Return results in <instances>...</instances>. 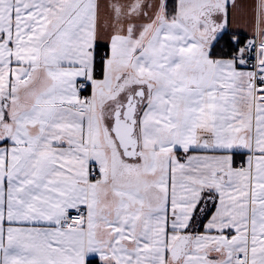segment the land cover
Segmentation results:
<instances>
[{
  "label": "snow or ice",
  "instance_id": "1",
  "mask_svg": "<svg viewBox=\"0 0 264 264\" xmlns=\"http://www.w3.org/2000/svg\"><path fill=\"white\" fill-rule=\"evenodd\" d=\"M0 264H264V0H0Z\"/></svg>",
  "mask_w": 264,
  "mask_h": 264
}]
</instances>
